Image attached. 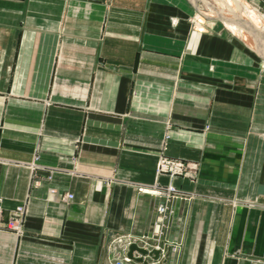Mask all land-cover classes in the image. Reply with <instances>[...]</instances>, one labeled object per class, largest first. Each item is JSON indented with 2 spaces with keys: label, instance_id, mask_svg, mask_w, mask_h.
I'll return each instance as SVG.
<instances>
[{
  "label": "crops",
  "instance_id": "obj_1",
  "mask_svg": "<svg viewBox=\"0 0 264 264\" xmlns=\"http://www.w3.org/2000/svg\"><path fill=\"white\" fill-rule=\"evenodd\" d=\"M197 5L0 0V264H264V64Z\"/></svg>",
  "mask_w": 264,
  "mask_h": 264
},
{
  "label": "built area",
  "instance_id": "obj_2",
  "mask_svg": "<svg viewBox=\"0 0 264 264\" xmlns=\"http://www.w3.org/2000/svg\"><path fill=\"white\" fill-rule=\"evenodd\" d=\"M197 167L195 164H190L185 161L169 158L164 155V148L160 151L157 161L155 164V176L158 177L160 175H167L170 178L182 177L186 178L189 181H193L195 178ZM151 194L157 196L159 198V203L156 208V216H155V228L153 231V235L150 237H141L139 238L140 242H144L147 244L148 240H154L155 236L161 234L162 230L166 228L167 218L171 213V205L173 200L178 198H187L186 194H183L180 190H178L172 184H168L166 186H159L152 188L149 190ZM72 198L71 195H67L63 200H70ZM23 216H24V207L17 206L13 210L8 212L6 220L2 221V206L0 199V228L5 230L14 232L17 235H22L23 233ZM154 237V238H153ZM126 240L127 244H133L134 239L130 237L123 238ZM122 238H115L116 242L121 243L123 241ZM155 248H159L158 246H153ZM124 263L129 262V258L124 257Z\"/></svg>",
  "mask_w": 264,
  "mask_h": 264
},
{
  "label": "rangeland",
  "instance_id": "obj_3",
  "mask_svg": "<svg viewBox=\"0 0 264 264\" xmlns=\"http://www.w3.org/2000/svg\"><path fill=\"white\" fill-rule=\"evenodd\" d=\"M193 1H195V4L198 2L197 7L203 13L208 12V9L222 10L224 12V14L226 15L227 19L230 20L231 23L234 25V26H232V28H230L229 26H227L225 24L224 20L219 18V20H221L223 22V25H225L224 27H226L231 33H233L234 35L239 37L241 39V41L244 42L245 45L249 46L253 51H255L257 53L256 59H258V61L260 60L261 63L264 64V31H263L264 28H262L263 26L259 27V26H257L258 24H256V23L253 24L254 25L253 26V25L249 24L248 22H246L244 20V18H247L246 20H249V18H250V17L248 18L247 14H245L244 15L245 17L242 18L241 14L237 15V13L234 14L233 12H231L229 10V8L227 9V7H228L227 6V0L226 1L225 0H222V1L221 0L220 1L219 0L218 1L217 0H193ZM240 1H243V3L246 5V8H248L247 9L248 12H250V11L254 12L258 17L260 16V18L264 19V13L261 10H259L256 6L252 5L250 2L245 1V0H240ZM224 10H226V11H224ZM246 15H247V17H246ZM198 18L201 20L200 17H198ZM216 18L218 19V17H216ZM254 28H255V30H254ZM224 30H226V29H224ZM228 30H226V31H228ZM260 42H262V44ZM258 43H260V44H258Z\"/></svg>",
  "mask_w": 264,
  "mask_h": 264
},
{
  "label": "bare ground",
  "instance_id": "obj_4",
  "mask_svg": "<svg viewBox=\"0 0 264 264\" xmlns=\"http://www.w3.org/2000/svg\"><path fill=\"white\" fill-rule=\"evenodd\" d=\"M193 1V0H192ZM218 1V0H217ZM220 1V0H219ZM222 1V0H221ZM226 1V0H225ZM193 3H194V1H193ZM219 3V2H218ZM225 6V5H224ZM227 9L229 8V10L231 11V12H233L234 14L235 13H237V15L239 14H241V16H242V18H244L245 16V14H247L248 15V18H249V20H246L247 18H244V20L246 21V22H248L249 24H251V25H253V24H258L257 26H259V27H262V28H264V19H262V18H260V16L258 17L254 12H248L247 11V9L248 8H246V5L243 3V1H240V0H227ZM196 7V6H195ZM228 10V11H229ZM209 11H212V12H209ZM224 11H226V10H224ZM241 11V12H240ZM200 12V11H199ZM230 12V13H231ZM248 12V13H247ZM204 15H206V16H209V17H218V19L219 18H221L222 20H224V22H225V24L227 25V26H230V28H232L231 27V25H233L232 23H231V21L230 20H228L227 19V17H226V15L224 14V12L222 11V10H215V9H208V12H205V13H203ZM231 15V14H230ZM247 15H246V17H247ZM233 17V16H232ZM208 18V17H207ZM231 18V17H230ZM229 18V19H230ZM236 18V17H235ZM239 20V19H238ZM241 22V21H240ZM239 22V23H240ZM225 26V25H224ZM254 26V25H253ZM256 26V27H257ZM253 29V28H252ZM232 30V29H231ZM254 30H255V28H254ZM253 30V31H254ZM260 30V29H259ZM264 31V30H263ZM244 32V31H243ZM247 33V32H246ZM245 34V33H244ZM245 36V35H244ZM246 38V37H245ZM252 41V40H251ZM261 44H262V42H260ZM260 43H258V44H260ZM260 46V45H259ZM262 56V55H261Z\"/></svg>",
  "mask_w": 264,
  "mask_h": 264
},
{
  "label": "water",
  "instance_id": "obj_5",
  "mask_svg": "<svg viewBox=\"0 0 264 264\" xmlns=\"http://www.w3.org/2000/svg\"><path fill=\"white\" fill-rule=\"evenodd\" d=\"M261 191H263V188H261L260 189ZM133 251H137L139 254H141V255H146V254H148V255H152V254H154V255H158L159 254V252L158 251H152V252H147V250L146 249H143V248H139L137 245H135V244H130V246H129V248H128V256L129 257H132V253H133Z\"/></svg>",
  "mask_w": 264,
  "mask_h": 264
}]
</instances>
